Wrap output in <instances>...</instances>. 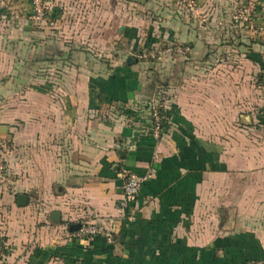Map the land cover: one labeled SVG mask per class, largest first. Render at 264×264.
<instances>
[{
	"label": "crops",
	"instance_id": "crops-1",
	"mask_svg": "<svg viewBox=\"0 0 264 264\" xmlns=\"http://www.w3.org/2000/svg\"><path fill=\"white\" fill-rule=\"evenodd\" d=\"M240 1L196 0L192 14L178 0H62V101H21L34 79L20 82L22 62L49 58L50 39H36L31 0H0V264H264V32L234 25ZM150 45L190 51L152 63L137 53ZM124 173L149 177L126 209ZM84 220L114 244L76 240Z\"/></svg>",
	"mask_w": 264,
	"mask_h": 264
},
{
	"label": "built area",
	"instance_id": "built-area-1",
	"mask_svg": "<svg viewBox=\"0 0 264 264\" xmlns=\"http://www.w3.org/2000/svg\"><path fill=\"white\" fill-rule=\"evenodd\" d=\"M33 21L35 24H42L45 22L46 9L45 0H31ZM180 6L184 7L188 13L194 14L196 11V0H178ZM247 3V6H244ZM258 6V0H241L239 7L234 11L232 15V22L234 25H246L254 35H261L264 32V26L257 23L255 13ZM188 47L183 46H170L167 49L160 47H151L146 51H140L139 58L152 62H162L169 55L174 54H185L189 52ZM262 87L264 89V78L262 79ZM161 106L158 101H150L149 103V114L152 119V132L155 139L162 137L163 130L162 124L165 119L161 114ZM0 194L6 187L9 181V169L7 166V157L11 152V145L8 141H0ZM123 181V190L125 195V201L123 208H128L130 204L136 202L139 198L144 186L149 181V177L140 176L134 174L124 173L121 175ZM111 228H107L105 224L98 220H84L81 223L80 228L75 234L76 240H92L98 237L106 239V242L110 245L114 244V234ZM5 252V244L0 239V255ZM248 264H259L257 262H249Z\"/></svg>",
	"mask_w": 264,
	"mask_h": 264
},
{
	"label": "rangeland",
	"instance_id": "rangeland-1",
	"mask_svg": "<svg viewBox=\"0 0 264 264\" xmlns=\"http://www.w3.org/2000/svg\"><path fill=\"white\" fill-rule=\"evenodd\" d=\"M44 4L46 9L45 22L42 24H35L32 19L33 16L29 21L32 23V28L37 37L36 39H40L41 41L43 38L50 39L49 47L51 49V54L49 58H46V56L44 59L40 57L44 61H41L38 59L39 56H36L37 58L35 60L29 58L22 62L23 65L21 66H23V70L20 72V82L23 83L26 79L29 82L30 76L32 75L34 79L28 83L30 89L26 91L25 87L20 91L22 92L19 96L21 101H23L22 98L27 97V93H30L32 90L47 94L51 101H62V0H45ZM59 20L60 23L58 24ZM84 47L86 48L87 45L80 46V48ZM151 47L155 46L150 45L149 48ZM146 50L145 48L138 51ZM137 53L139 54V52ZM30 72H32L31 75ZM2 81H0V83ZM166 100L164 92L160 90L149 101ZM52 194L55 196L58 195L57 189H53Z\"/></svg>",
	"mask_w": 264,
	"mask_h": 264
},
{
	"label": "water",
	"instance_id": "water-1",
	"mask_svg": "<svg viewBox=\"0 0 264 264\" xmlns=\"http://www.w3.org/2000/svg\"><path fill=\"white\" fill-rule=\"evenodd\" d=\"M244 6H247V3H244ZM133 62L134 61L132 59L128 61L129 64H133ZM7 132H8V127L0 126V141H5V136L7 135ZM139 136H140L139 133H134L133 137L129 139L128 144H127L128 151L134 150V143ZM120 154H121V157H126L127 152L120 153ZM59 192L62 193V188H59ZM17 202H18L19 207H26L29 203V197L23 194L19 195ZM61 217L62 215L60 212H54L52 214V222L56 224H60L62 221Z\"/></svg>",
	"mask_w": 264,
	"mask_h": 264
},
{
	"label": "trees",
	"instance_id": "trees-1",
	"mask_svg": "<svg viewBox=\"0 0 264 264\" xmlns=\"http://www.w3.org/2000/svg\"><path fill=\"white\" fill-rule=\"evenodd\" d=\"M197 3V2H196ZM259 6H261V3H260V0H258V6H257V9H258V7ZM264 78V77H263ZM262 78V79H263ZM148 108H149V106H148ZM161 114H162V116L165 118V115H164V113H163V111H161ZM167 125H168V123H167V121L164 119L163 120V124H162V130H163V133H164V130L166 129V127H167ZM152 134H153V132H152ZM132 204H130L129 205V207L131 206ZM99 238V237H98ZM102 238V237H101ZM104 239V238H103ZM105 241H106V239H104Z\"/></svg>",
	"mask_w": 264,
	"mask_h": 264
}]
</instances>
